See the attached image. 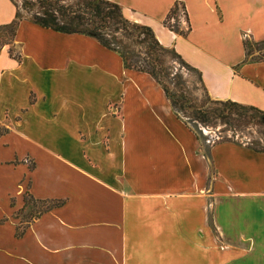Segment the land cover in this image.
Here are the masks:
<instances>
[{"label":"crops","instance_id":"crops-1","mask_svg":"<svg viewBox=\"0 0 264 264\" xmlns=\"http://www.w3.org/2000/svg\"><path fill=\"white\" fill-rule=\"evenodd\" d=\"M111 1L201 72L212 99L264 110V60L244 46L264 41V0H171L159 18ZM17 11L0 0V36ZM242 18L253 25L235 59L221 30ZM204 148L150 74L91 36L21 20L0 50V264H264V151ZM25 198L61 205L23 226Z\"/></svg>","mask_w":264,"mask_h":264},{"label":"trees","instance_id":"trees-1","mask_svg":"<svg viewBox=\"0 0 264 264\" xmlns=\"http://www.w3.org/2000/svg\"><path fill=\"white\" fill-rule=\"evenodd\" d=\"M23 2L22 8H28L30 13L32 12L31 16L23 17L21 8L17 5L16 20L7 26L4 38L8 37V40H1L0 50L5 43H9L13 39L19 23L23 19H30L46 28L64 33L88 35L97 39L105 47L118 52L123 58L126 68L150 74L165 91L175 112L193 129L203 144L204 139L197 128L192 125V121L196 126L198 124L213 126L221 123L233 128H241L245 122H254L260 127L259 132L264 135V110L233 100L212 99L204 85L203 89L207 98L201 105L194 104L197 99L192 94L172 91L170 85L173 78L170 76L173 73L172 67L165 60L167 55L175 56L181 65L197 72L199 82L202 84L201 72L188 64L175 49L163 46L152 27L128 19L120 4L111 0H76L72 3L64 0H23ZM174 12L172 9L169 17ZM244 46L248 57L251 54L248 50V42H245ZM12 53L13 49H11ZM15 56L18 55L15 54ZM185 110H192L189 121L181 115V112L185 113ZM221 141L234 140L226 138ZM217 142L220 141H213L211 144ZM253 149L264 151L263 148ZM30 202L35 207H43L40 212L61 205V202L58 201L36 202L25 198V207L29 206ZM23 211L19 212V215H22ZM22 216L24 217V215ZM23 231L24 227L19 226L17 235H21Z\"/></svg>","mask_w":264,"mask_h":264},{"label":"rangeland","instance_id":"rangeland-1","mask_svg":"<svg viewBox=\"0 0 264 264\" xmlns=\"http://www.w3.org/2000/svg\"><path fill=\"white\" fill-rule=\"evenodd\" d=\"M16 5L20 6L21 14L23 17H30L31 13L28 8H22L23 0H13ZM66 2L72 3L76 0H64ZM125 1V0H124ZM171 0H158L156 4L151 3L150 0H128L131 4H134L142 14H146L147 16H152L155 18L163 17L165 11L169 8ZM181 13V10H180ZM217 13V12H215ZM174 17L173 19H171ZM181 18H184V14H180ZM179 16L176 15L174 12L170 18L167 19L166 24L171 26L170 24L174 23V20H177ZM173 20V21H170ZM185 19V18H184ZM178 22V21H177ZM176 23V22H175ZM262 23L261 21L259 22ZM231 25V23H230ZM253 24L248 21V19H237L233 22V28L231 30H221V51L222 49L226 48L229 51V55L232 58H239L238 54L240 51L244 54L243 44L240 42L242 39V35L246 31L249 26ZM256 29V27H254ZM261 29V28H260ZM258 31V30H257ZM262 34L264 35V27L262 29ZM261 36V35H259ZM215 38V37H214ZM7 39L8 37L4 38V36H0V44L1 40ZM11 42V41H9ZM245 42H248L250 50V55L247 57L250 60H264V43L262 42H255L250 40L249 38L245 39ZM215 46L219 45V41L214 39ZM130 47V46H129ZM136 47V46H135ZM134 49L133 46H131ZM137 49V48H136ZM220 52V51H218ZM240 53V55H241ZM223 54L221 53V56ZM166 62H168L169 66L172 67V75L170 76L173 78L170 88L172 91H176L178 93H187L192 94L197 100L195 101V105H201L207 98V94L203 89V84L199 82L198 73L186 68L185 66L181 65L179 61H177L176 57L173 55H167L165 57ZM192 110H185V113L181 112V115L186 119L190 120ZM192 125L197 128L200 132L202 138L204 139L205 150L209 149L211 142L213 141H221L222 139L231 138L232 140L239 142L241 144H245L251 146L252 148H263L264 149V135L259 132L260 127L255 124L254 122H245L241 128H233L227 125L217 123L213 126H204L202 124H194L192 121ZM40 206V205H39ZM43 207H35L31 202L28 207V211L24 214L23 217V226L30 222L42 209ZM209 226L211 228V239L209 245V251L211 254L216 255L217 257L221 256V240L218 236L217 231L213 226L212 217L209 220Z\"/></svg>","mask_w":264,"mask_h":264},{"label":"built area","instance_id":"built-area-1","mask_svg":"<svg viewBox=\"0 0 264 264\" xmlns=\"http://www.w3.org/2000/svg\"><path fill=\"white\" fill-rule=\"evenodd\" d=\"M181 13L185 15V11H184L183 9L181 10ZM181 13H180V14H181Z\"/></svg>","mask_w":264,"mask_h":264}]
</instances>
